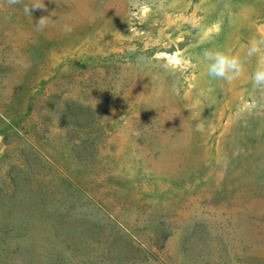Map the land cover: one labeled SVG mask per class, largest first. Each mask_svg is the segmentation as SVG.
<instances>
[{
  "label": "rangeland",
  "instance_id": "1",
  "mask_svg": "<svg viewBox=\"0 0 264 264\" xmlns=\"http://www.w3.org/2000/svg\"><path fill=\"white\" fill-rule=\"evenodd\" d=\"M31 3L0 0V264H264L257 59L198 60L243 57L264 0Z\"/></svg>",
  "mask_w": 264,
  "mask_h": 264
},
{
  "label": "clouds",
  "instance_id": "2",
  "mask_svg": "<svg viewBox=\"0 0 264 264\" xmlns=\"http://www.w3.org/2000/svg\"><path fill=\"white\" fill-rule=\"evenodd\" d=\"M22 0H6L8 6H14L20 4ZM130 6L132 9H141L143 11H148L146 5H144L143 0H130ZM33 10H42L47 12L48 9L45 4V0H32L31 6L25 5L23 12L25 15L32 16ZM131 15H136L133 11ZM55 16L54 12L48 15H42L37 21L36 26L38 31L44 30L50 24L54 22L52 17ZM130 31L132 29L130 28ZM130 54H134L136 49L130 47L128 49ZM253 58L257 59V63L254 71L251 74V83L254 92L264 93V37L262 38H252L248 45L247 51L244 56L241 57L238 54H231L216 48H205L202 53L198 56V60L206 66L207 76L213 81H223L231 83L239 79L246 70V64L252 61ZM136 64L138 66L143 65L145 67L151 65V58L139 55L136 56ZM161 68L164 71H169L173 69V64L171 61H166L161 64ZM177 90V85L174 83L172 85V91ZM161 92L164 89L160 90ZM259 107L257 101L253 99L250 108L255 109Z\"/></svg>",
  "mask_w": 264,
  "mask_h": 264
}]
</instances>
